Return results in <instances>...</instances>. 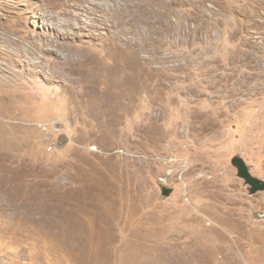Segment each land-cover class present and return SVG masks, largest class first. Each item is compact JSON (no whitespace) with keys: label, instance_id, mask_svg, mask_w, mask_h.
Here are the masks:
<instances>
[{"label":"rangeland","instance_id":"obj_1","mask_svg":"<svg viewBox=\"0 0 264 264\" xmlns=\"http://www.w3.org/2000/svg\"><path fill=\"white\" fill-rule=\"evenodd\" d=\"M234 157L264 181V0H0V264H264Z\"/></svg>","mask_w":264,"mask_h":264},{"label":"water","instance_id":"obj_2","mask_svg":"<svg viewBox=\"0 0 264 264\" xmlns=\"http://www.w3.org/2000/svg\"><path fill=\"white\" fill-rule=\"evenodd\" d=\"M232 164L237 168L238 176L241 179H243L246 182V184L250 187V192L252 195L256 194L257 192L264 191V181L252 175V173L249 170V167L247 166L243 158L234 157L232 159ZM172 191L173 190L170 188H164L163 194L165 196H170Z\"/></svg>","mask_w":264,"mask_h":264}]
</instances>
